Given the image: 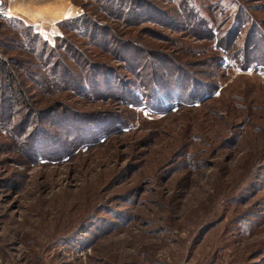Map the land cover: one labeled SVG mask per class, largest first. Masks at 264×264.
<instances>
[{
	"label": "rangeland",
	"instance_id": "374dc122",
	"mask_svg": "<svg viewBox=\"0 0 264 264\" xmlns=\"http://www.w3.org/2000/svg\"><path fill=\"white\" fill-rule=\"evenodd\" d=\"M51 48L102 92L56 89ZM0 66L1 258L264 264V0H0Z\"/></svg>",
	"mask_w": 264,
	"mask_h": 264
},
{
	"label": "trees",
	"instance_id": "16d2710c",
	"mask_svg": "<svg viewBox=\"0 0 264 264\" xmlns=\"http://www.w3.org/2000/svg\"><path fill=\"white\" fill-rule=\"evenodd\" d=\"M148 8L150 10L152 9L150 4H148ZM146 14H148V13H146ZM148 15H144V18L139 17L138 19H135L133 21L132 19L137 17V14H135L134 12H130V14H127V17H129L127 19L132 21V23H139L141 20L153 18V17H150ZM82 17L86 18V16H82ZM74 21L75 20H70L69 22H67V24L73 23ZM92 22H93V20H92ZM92 22L91 21L87 22L86 26H85L86 27L85 31H87L85 33H86L87 37H90L91 39L93 37L96 38L95 35L92 37L93 33H92V35L90 34L91 27H92L90 25V23H92ZM70 29L72 30V27ZM79 29L82 30V27H80ZM69 40L66 41L67 53L69 52V50H71L72 55H73V59L78 61V66H80V67L85 66L84 68H86L87 66L88 67L96 66V65L99 66V63L92 62V60L88 56L83 54L76 47L74 48L73 43L70 42ZM117 41H118V39L113 37V36H111V39L109 41L104 39V38H100V39L96 38V40H95V42L99 43V44H97V46H99L101 49L107 51L108 53L111 52L110 47H111L112 43L117 42ZM119 42H121V41H119ZM117 46H118V44H117ZM130 48L133 50H131V49L128 50L129 54L130 53H133V54L137 53L138 54V48L137 47L130 45ZM46 51L47 50H44V54ZM47 55H48V57H54L56 59L55 62H53L51 64V66L48 68L50 75H52L53 78L56 79V83H55L56 89H58L57 85H60L59 88H61L62 90H75L79 93L86 94V95H93V94H97V93L102 92L100 90L101 89L100 86L105 85V83L98 82L95 79L93 73L91 75V74H89V71L85 72V70H81L83 73L82 76H84L83 78H81L82 76L79 73H77V71H75L73 68L70 67V64L67 62L66 55H63V59L60 58L62 55L58 56V54L55 52L54 48H51V50H48ZM64 57H65V59H64ZM129 61H131V60H129ZM129 61H127V62H129ZM5 69H6L5 66H3V68H2V66H0V72L4 71L5 74H7L6 77H7L8 81H10L9 89L12 88L13 92H15V90L17 91V88L19 89V87L21 86V84H20V86L16 85V79L19 76H16L14 71L9 70V69L6 71ZM88 74H89L88 78L91 77V80H90L91 85L85 84V76H87ZM20 77H22V76H20ZM40 79H41V83L39 86H40V89L42 90L41 93H46L45 96H49L50 94H52L51 92H53V91L50 90V85L48 83H45L47 81L46 74H42ZM18 81L20 82V79ZM95 86L97 88H95ZM51 87H54V86L51 85ZM105 90L111 91V88H107Z\"/></svg>",
	"mask_w": 264,
	"mask_h": 264
},
{
	"label": "bare ground",
	"instance_id": "6f19581e",
	"mask_svg": "<svg viewBox=\"0 0 264 264\" xmlns=\"http://www.w3.org/2000/svg\"><path fill=\"white\" fill-rule=\"evenodd\" d=\"M42 1H44V0H42ZM59 3H51V2L47 3L46 2L44 5H42L41 12L50 13L56 21L68 19L69 17H73V16H76L78 14L77 9H74L70 5H66V6L58 5ZM17 9H20L19 12H21V10H22L23 12H26V13L30 12L32 14H40L37 12L38 11L37 7H35L29 3H25V2H22ZM7 15H9L11 17L14 14L11 11H8ZM40 16H41V14H40ZM43 20H44V18H43ZM56 25H57V23H56Z\"/></svg>",
	"mask_w": 264,
	"mask_h": 264
},
{
	"label": "built area",
	"instance_id": "2783aa9c",
	"mask_svg": "<svg viewBox=\"0 0 264 264\" xmlns=\"http://www.w3.org/2000/svg\"><path fill=\"white\" fill-rule=\"evenodd\" d=\"M0 264H11V262L0 257Z\"/></svg>",
	"mask_w": 264,
	"mask_h": 264
}]
</instances>
